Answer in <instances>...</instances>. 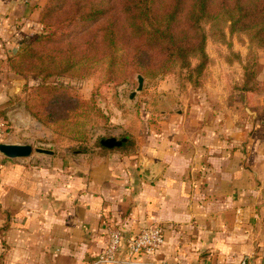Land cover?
<instances>
[{
  "label": "crops",
  "instance_id": "crops-1",
  "mask_svg": "<svg viewBox=\"0 0 264 264\" xmlns=\"http://www.w3.org/2000/svg\"><path fill=\"white\" fill-rule=\"evenodd\" d=\"M45 2L0 0V109L10 127L23 125L24 112L6 103L26 82L10 58L39 31ZM211 56L204 86L166 92L161 120L133 126L130 146L0 153V264H91L105 249V222L123 231L122 259L131 235L159 223L162 249L134 260L213 264L251 254L264 264V92L234 88L242 64L222 73ZM144 165L159 168L157 180L143 177Z\"/></svg>",
  "mask_w": 264,
  "mask_h": 264
},
{
  "label": "trees",
  "instance_id": "trees-1",
  "mask_svg": "<svg viewBox=\"0 0 264 264\" xmlns=\"http://www.w3.org/2000/svg\"><path fill=\"white\" fill-rule=\"evenodd\" d=\"M41 22L43 31L22 42L11 68L41 78L25 100L29 113L82 144L89 139L84 117L103 112L93 97L84 99L53 78L99 71L106 81L121 83L135 74L155 78L179 70L201 86L211 63L207 24L222 40L227 27L264 48V0H50ZM237 89L263 93L264 81L246 64Z\"/></svg>",
  "mask_w": 264,
  "mask_h": 264
},
{
  "label": "rangeland",
  "instance_id": "rangeland-1",
  "mask_svg": "<svg viewBox=\"0 0 264 264\" xmlns=\"http://www.w3.org/2000/svg\"><path fill=\"white\" fill-rule=\"evenodd\" d=\"M50 0H46L42 10L39 12V31L25 41L34 39L44 29V24L41 22L43 18V10L48 5ZM85 27V24H82ZM82 26H79L82 29ZM210 24L206 25L209 33L207 42V51L211 57L219 58V67L222 73L238 74L239 67L231 70L230 64L238 62L242 64L243 78L245 73V65H249L256 72L258 78L264 81V48H258L250 43V38L246 33L231 34L227 27H224L226 37L224 40L220 36H215L210 33ZM238 47L237 50H235ZM221 61L223 64H221ZM211 63L207 66L204 75L202 76V85L194 86L191 82L186 81L180 74L179 70L176 73L161 75L155 78L144 77V86L141 91H138V75H132L121 83L106 81L101 72H96L94 75L80 78L73 76H59L53 78V81L64 84L66 87L75 91L76 94L84 99L94 98L97 107L101 109L103 115H97L94 112L89 116L84 117L88 129L89 139L83 144L77 141H72L67 136L56 134L52 127L44 125L34 118L26 108L27 95L32 92V88L41 83V78L29 74L23 76L26 82L23 84V92L17 93L12 100L6 105H12L17 108L15 113H19V108L24 114L19 115L23 125L20 127H10L11 121L8 118V110L0 109V122L6 123V132L0 137V143H17L31 144L36 149L42 147L59 151V153H87L92 149L106 150L101 144L103 138L117 137L119 139L133 137V126H140V129H147V122L161 120V110L167 109L169 102L165 95L169 91H187L191 89H199L204 86V83L209 77ZM213 72V71H212ZM234 88L242 87L243 81L231 83ZM136 91V95L131 98V94ZM177 95V94H176ZM175 95V96H176ZM180 96V95H179ZM176 96V97H179ZM173 97V96H172ZM175 100V99H174ZM5 105V107H7ZM25 109V110H24ZM26 111V112H25ZM175 110H172L174 113ZM8 128V129H7ZM132 141H129L130 146ZM34 155H39L36 151Z\"/></svg>",
  "mask_w": 264,
  "mask_h": 264
},
{
  "label": "built area",
  "instance_id": "built-area-1",
  "mask_svg": "<svg viewBox=\"0 0 264 264\" xmlns=\"http://www.w3.org/2000/svg\"><path fill=\"white\" fill-rule=\"evenodd\" d=\"M6 132V123L0 122V137ZM106 245L104 251L91 264H182L168 261L134 260L138 254L152 255L158 253L165 244L164 227L159 223L150 224L131 235L127 242V256L121 258L119 252L124 244V234L121 229L110 222L104 223ZM213 264H256L254 256L245 254L240 259L226 258Z\"/></svg>",
  "mask_w": 264,
  "mask_h": 264
},
{
  "label": "water",
  "instance_id": "water-1",
  "mask_svg": "<svg viewBox=\"0 0 264 264\" xmlns=\"http://www.w3.org/2000/svg\"><path fill=\"white\" fill-rule=\"evenodd\" d=\"M144 77L143 75H138V91H141L144 86ZM136 95V91L131 94V98ZM128 138L123 137L121 139L117 137H108L101 140L102 146L108 149H114L121 147ZM34 151L39 154L53 155L54 150L46 149L42 147H37L36 149L31 144H22V143H0V153L5 157L17 159V158H27L30 157ZM159 168L155 165H144L142 169L143 177L150 181L154 182L159 177Z\"/></svg>",
  "mask_w": 264,
  "mask_h": 264
}]
</instances>
